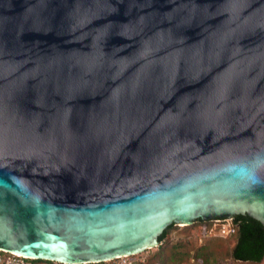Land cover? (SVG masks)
<instances>
[{"label":"water","instance_id":"1","mask_svg":"<svg viewBox=\"0 0 264 264\" xmlns=\"http://www.w3.org/2000/svg\"><path fill=\"white\" fill-rule=\"evenodd\" d=\"M237 215L264 226V0H0V249L103 261Z\"/></svg>","mask_w":264,"mask_h":264},{"label":"trees","instance_id":"2","mask_svg":"<svg viewBox=\"0 0 264 264\" xmlns=\"http://www.w3.org/2000/svg\"><path fill=\"white\" fill-rule=\"evenodd\" d=\"M207 236L199 242L202 227ZM224 223L197 221L190 226L170 225L159 236L154 254L143 264H263L264 226L247 215L232 219L234 232L221 237L217 233ZM179 230L182 238L171 240Z\"/></svg>","mask_w":264,"mask_h":264},{"label":"built area","instance_id":"3","mask_svg":"<svg viewBox=\"0 0 264 264\" xmlns=\"http://www.w3.org/2000/svg\"><path fill=\"white\" fill-rule=\"evenodd\" d=\"M232 219H216L211 222L214 223H224L225 226L219 229L217 235L224 237L234 232V226H232ZM207 236L205 226L202 227L201 237L199 238V242L202 241L203 238ZM134 255L131 256H119L103 261H95V262H87V263H79V264H133V260L131 259ZM0 264H71L64 262H56V261H44L37 260L34 258H28L21 255H17L15 253L5 251L0 249ZM264 264V263H263Z\"/></svg>","mask_w":264,"mask_h":264},{"label":"rangeland","instance_id":"4","mask_svg":"<svg viewBox=\"0 0 264 264\" xmlns=\"http://www.w3.org/2000/svg\"><path fill=\"white\" fill-rule=\"evenodd\" d=\"M178 227H180V226H178ZM170 238H171V240L175 241L177 239L182 238V235H180L179 230H177V231L172 232L170 234ZM156 248L157 247L152 248L150 250H146V251L139 253L137 255H134L131 258L134 261L133 264H143L144 261H146L148 258H150L154 254Z\"/></svg>","mask_w":264,"mask_h":264},{"label":"bare ground","instance_id":"5","mask_svg":"<svg viewBox=\"0 0 264 264\" xmlns=\"http://www.w3.org/2000/svg\"><path fill=\"white\" fill-rule=\"evenodd\" d=\"M16 254V253H15ZM17 255H19V254H17ZM24 257H26V256H24Z\"/></svg>","mask_w":264,"mask_h":264}]
</instances>
